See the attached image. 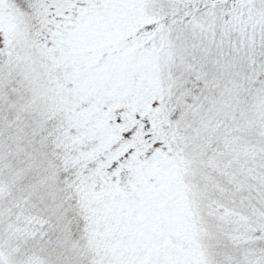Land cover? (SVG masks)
Returning <instances> with one entry per match:
<instances>
[{
    "label": "snow or ice",
    "instance_id": "snow-or-ice-1",
    "mask_svg": "<svg viewBox=\"0 0 264 264\" xmlns=\"http://www.w3.org/2000/svg\"><path fill=\"white\" fill-rule=\"evenodd\" d=\"M0 264H264V0H0Z\"/></svg>",
    "mask_w": 264,
    "mask_h": 264
}]
</instances>
